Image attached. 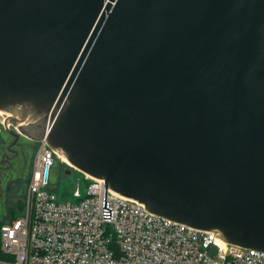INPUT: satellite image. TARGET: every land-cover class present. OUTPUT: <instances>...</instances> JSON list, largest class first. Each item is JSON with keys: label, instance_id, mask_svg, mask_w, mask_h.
Here are the masks:
<instances>
[{"label": "water", "instance_id": "1", "mask_svg": "<svg viewBox=\"0 0 264 264\" xmlns=\"http://www.w3.org/2000/svg\"><path fill=\"white\" fill-rule=\"evenodd\" d=\"M0 112V170L46 141L103 220L110 190L264 253V0H0Z\"/></svg>", "mask_w": 264, "mask_h": 264}, {"label": "built area", "instance_id": "2", "mask_svg": "<svg viewBox=\"0 0 264 264\" xmlns=\"http://www.w3.org/2000/svg\"><path fill=\"white\" fill-rule=\"evenodd\" d=\"M5 121L0 113L2 131ZM37 144L23 212L0 228L1 251L9 258L2 264H264L262 252L151 214L110 190L112 220H103L101 180L85 176L91 181L85 199H61L50 188L60 156L46 141Z\"/></svg>", "mask_w": 264, "mask_h": 264}, {"label": "rangeland", "instance_id": "3", "mask_svg": "<svg viewBox=\"0 0 264 264\" xmlns=\"http://www.w3.org/2000/svg\"><path fill=\"white\" fill-rule=\"evenodd\" d=\"M12 141L13 139L9 135L7 136L3 134L1 136L0 134V161L3 154L7 152L6 148L12 143ZM20 143L27 151V163L24 168L21 161H16L14 163V170L11 173L4 175L3 187L11 193V196L8 198H0V226L3 223L9 222L14 217V215L9 213L10 206L7 204V201L17 208V200H24L26 198L28 181L33 170L32 164L38 144L23 137L21 138ZM68 169L70 168L67 164L61 163L59 159H56L51 171L50 188L58 194L61 199L69 202H77L78 200L85 199L91 181L87 180L85 175L76 170H72L71 174L67 175ZM78 192H80V195H77ZM19 217L20 214L18 213L16 219Z\"/></svg>", "mask_w": 264, "mask_h": 264}, {"label": "flooded vegetation", "instance_id": "4", "mask_svg": "<svg viewBox=\"0 0 264 264\" xmlns=\"http://www.w3.org/2000/svg\"><path fill=\"white\" fill-rule=\"evenodd\" d=\"M13 142V141H12ZM21 144V143H20ZM23 148L21 149V147H16L14 148L15 151H17L19 153V155L12 161V168L10 170H0V198H8L11 196V193L8 192V190H6L3 187V183H4V175L11 173L14 170V163L16 161H21L23 164V167L25 168L26 163H27V151L25 149L24 146H22ZM9 157H13L12 154H8ZM8 165L6 164L5 167H7ZM23 168V169H24ZM0 169H1V165H0Z\"/></svg>", "mask_w": 264, "mask_h": 264}, {"label": "trees", "instance_id": "5", "mask_svg": "<svg viewBox=\"0 0 264 264\" xmlns=\"http://www.w3.org/2000/svg\"><path fill=\"white\" fill-rule=\"evenodd\" d=\"M0 129H1V127H0ZM7 204L10 206L9 207V210H10L9 213H11V215H14L12 220L16 219V215L19 213L18 209L15 208L14 206H12L11 203H9V201H7ZM12 220H10L9 222H11ZM4 224H6V223L1 224V226ZM1 226H0V228H1ZM8 260H9V258L5 254H3V252L1 251V246H0V264H2V262H6Z\"/></svg>", "mask_w": 264, "mask_h": 264}, {"label": "bare ground", "instance_id": "6", "mask_svg": "<svg viewBox=\"0 0 264 264\" xmlns=\"http://www.w3.org/2000/svg\"><path fill=\"white\" fill-rule=\"evenodd\" d=\"M5 118H7L8 117V115L6 114V113H2V112H0ZM60 161H61V163H64V164H67V161H66V159L63 157V156H60Z\"/></svg>", "mask_w": 264, "mask_h": 264}, {"label": "crops", "instance_id": "7", "mask_svg": "<svg viewBox=\"0 0 264 264\" xmlns=\"http://www.w3.org/2000/svg\"><path fill=\"white\" fill-rule=\"evenodd\" d=\"M0 134H1V136H2L3 134H5V135L8 136V134H6L4 131H1Z\"/></svg>", "mask_w": 264, "mask_h": 264}]
</instances>
